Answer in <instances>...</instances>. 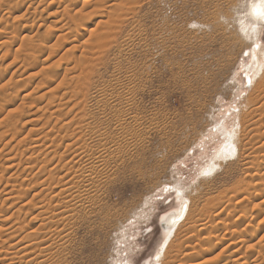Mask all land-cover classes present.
I'll use <instances>...</instances> for the list:
<instances>
[{
    "label": "rangeland",
    "instance_id": "obj_1",
    "mask_svg": "<svg viewBox=\"0 0 264 264\" xmlns=\"http://www.w3.org/2000/svg\"><path fill=\"white\" fill-rule=\"evenodd\" d=\"M63 1L0 0V254L3 258L4 251H8L5 257H9V251L16 253L23 244L29 243L21 245L18 241L22 235L35 232L37 227L39 241L40 237L41 240L52 238V233L48 235V232L51 230L54 233L57 221L50 219L52 213L49 216L47 211L48 215H45L35 206L46 203L45 207H54L55 202L49 203L48 200V205L44 200L45 190L50 194L46 193L47 196L52 198L56 192L68 187L71 177L62 181L63 184L61 182L56 190L57 181L53 182L56 185H50L44 179H32V175L27 173L32 165L27 166L25 159L38 154L42 158L49 153L47 149L48 146L52 147L53 141L50 140L55 134V142L58 136L59 139L68 134L71 138L76 136L73 141L79 139V146L73 149H78L80 154L79 147L83 142L77 122L74 121L67 129L70 132L64 129V124L67 126L66 122L72 121L77 110L84 106L85 112L81 109L79 117L84 118L88 127L85 130V146L90 158L86 154L84 156L91 162H96L97 156L100 160L97 159L91 175L93 186L86 195L85 209L80 210L72 221L67 220L70 225L65 229L70 236L66 248L54 255L50 250L45 253L49 258L50 252L53 255L51 264H172L176 258L181 261L176 260L174 264H191L195 257L197 259L196 253L206 248L210 251L201 260L208 264H222L224 259L237 261L238 258L243 259L240 262L246 259L247 264H264V193L263 186H260L264 184L260 180L263 177L261 174H264V162L258 158L260 171L257 169L258 163L257 167L251 164L256 155L264 154V114L258 116V112H251L264 99L256 97L259 93H253L257 82L252 81L253 72L258 64L255 55L248 50L244 54H229L219 47L212 49L221 38L215 33L227 27L223 17L232 15L227 0H117L119 5H123L118 13L110 7L112 1L100 6L89 3L90 7L84 10L85 14L83 12L88 17L84 18L85 30L81 28L82 36L79 39L72 37L73 26L67 25L61 16L65 6ZM13 8H18V11L13 12ZM217 25H222V28L215 29ZM67 31L72 33L71 39L70 34L69 37L64 35ZM60 36L62 42L58 40ZM64 36L69 39L65 41ZM72 38L74 42L70 43ZM260 38L264 45V30ZM30 44L34 45V49L39 47V51L34 52L35 58L26 51ZM66 54H69L68 57ZM222 61L224 66L219 68L217 64ZM244 61L249 66L246 72L240 67ZM247 72L251 76L248 77ZM79 85L87 88V95L75 99L73 95L79 90ZM252 94L255 100H248ZM247 100L250 104H247ZM71 106H75L74 109ZM239 116L242 119V142L252 139L255 147L252 146L251 150L246 147V154H252L247 158L246 165L237 154L222 161L214 174L201 175L204 169L214 168L212 165L216 163L213 159L217 149L225 147L219 130H232ZM257 118L260 129L256 131L252 130L250 124ZM60 127L65 131L57 132L61 130ZM51 131L56 133L52 135ZM66 141L55 144L59 146L61 155L69 153ZM32 147H36L37 152L31 151ZM253 151L258 152L255 154ZM56 173L57 178L61 173ZM23 179L25 185L22 186L25 187L22 188ZM240 182L246 184L247 193ZM237 185H241L243 190L239 189V194L244 192L246 195V201L240 196L245 203L235 197L239 188ZM248 187L252 189L248 190ZM41 188L45 196H40L44 199L38 196L33 198ZM48 189L55 191L51 195ZM24 192H28L26 196H22ZM230 197L237 201L233 202ZM37 198L44 201L39 202ZM30 199L33 201L30 202ZM229 199L233 205L229 204ZM26 202H34V205H27ZM22 204L25 206L23 210ZM185 204L187 213L169 239L162 224ZM206 211L215 216V223L207 221ZM34 215H38V220L34 219ZM44 215L48 217L42 222ZM40 223H45L41 226L45 233L42 230L39 232ZM51 223L55 225L50 226ZM20 224L27 227L26 230L21 227L23 231L19 229V233L17 229ZM67 224L65 221L61 225L64 227ZM191 227L196 229L192 233L189 232ZM204 228L206 231L200 236L198 231ZM213 236L223 238L224 242L218 245ZM14 240L20 245L13 247ZM232 241H238V251L234 254L231 253L232 248L225 252ZM1 245L6 249H2ZM162 250L163 253L166 250L169 252L161 263L160 259L155 261L154 258ZM255 260H258L257 263H254Z\"/></svg>",
    "mask_w": 264,
    "mask_h": 264
},
{
    "label": "bare ground",
    "instance_id": "obj_2",
    "mask_svg": "<svg viewBox=\"0 0 264 264\" xmlns=\"http://www.w3.org/2000/svg\"><path fill=\"white\" fill-rule=\"evenodd\" d=\"M8 1V0H7ZM16 1V0H15ZM22 1V0H21ZM56 1V0H55ZM107 1H112V4H111V8L112 9H115V11L117 12L118 10H121L122 9V7H123V5H122V3L119 5V3H117V0H85V1H82L81 2V0H64L63 2H65V4L63 3V5H65V6H63L64 7V11L62 10V12H63V14H61V16L63 15V17H61L60 19H65V21H67V25H71V26H73L72 27V30H73V35H72V33H68V31L66 32V34H64L65 36H67L68 34H70V39H71V35H72V37H74V38H77V39H79V38H81V36H82V34H81V32H82V30H81V28H83V26H84V20L86 19V18H88V17H86L84 14H85V12H84V10H86L88 7H90L89 5V3H93V5H97V6H100V5H103L105 2H107ZM53 2V1H52ZM227 2H228V6H229V9H230V12L232 13V15H231V17H223V19H225L226 20V28H224V30H222L221 32H217V33H215V36H217V37H220L221 36V38H220V41H217V42H215L216 44H217V46H215V45H213L212 46V49H214V48H218L219 47V49L221 50V51H227L229 54H234V53H238V52H240V53H243L244 54V52L246 51V50H248V51H250L249 53H252V55H255L256 57H257V67H256V69H254V72H253V74H254V76H253V78H252V81L254 80V81H257L256 83H255V86H254V88H253V93L254 94H258V96H256V97H263V99H264V45L261 43V38H260V35H262V33H263V30H264V0H234V1H231V0H227ZM7 3H9V2H7ZM21 3V2H20ZM80 3H82V4H80ZM23 4V3H22ZM89 4V5H88ZM1 5H2V3H1ZM9 6V5H8ZM88 6V7H87ZM16 7V6H15ZM20 7H21V5H20ZM20 7H19V9H20ZM23 7H24V5H23ZM29 8V7H28ZM14 9V8H13ZM12 9V10H13ZM20 10H22V9H20ZM97 10V9H96ZM96 10H95V12H96ZM18 11V8L17 9H14L13 10V12H17ZM99 11V10H98ZM97 11V12H98ZM61 12V13H62ZM83 12H84V14H83ZM14 13V14H15ZM19 13V12H18ZM93 13V12H92ZM91 13V14H92ZM118 13V12H117ZM13 14V13H12ZM24 14V13H23ZM96 14V13H95ZM98 14V13H97ZM96 14V15H97ZM58 15H60V14H58ZM80 15V16H79ZM103 15H104V13H103ZM89 16V15H88ZM56 17V16H55ZM86 17V18H85ZM85 18V19H84ZM59 19V20H60ZM64 21V20H63ZM62 21V22H63ZM65 23V22H64ZM63 24V23H62ZM32 25V24H31ZM30 25V26H31ZM98 25V24H97ZM23 26V25H22ZM25 26V25H24ZM27 26V25H26ZM8 27V26H7ZM65 28H66V26H64ZM65 28H63V30L65 29ZM222 28V25H217L216 27H215V29H221ZM16 29L17 28H15V31H16ZM25 29V28H24ZM30 29V28H29ZM61 29V28H60ZM84 29V28H83ZM62 30V31H63ZM66 30V29H65ZM67 30H69V28L67 29ZM71 30V29H70ZM81 30V31H80ZM85 30V29H84ZM99 30V29H98ZM2 31V30H1ZM65 32V31H64ZM70 32V31H69ZM7 33V32H6ZM5 33V34H6ZM63 33V32H62ZM2 36V35H1ZM65 36H64V38H65ZM93 36V35H92ZM68 37H69V35H68ZM6 38V37H5ZM260 38V39H259ZM3 39V38H2ZM61 39H62V37L60 36V38H58V40H60L61 41ZM67 38H65V41H67L66 40ZM58 40L56 41L57 43H58ZM82 40V39H81ZM4 41V40H3ZM74 42V40H73V38H72V40L70 41V43L71 42ZM62 42V41H61ZM72 42V43H73ZM83 42V41H82ZM2 43V42H1ZM0 43V44H1ZM3 43H5V42H3ZM68 43V42H67ZM76 43V42H75ZM84 43V42H83ZM260 43H261V45H260ZM5 44H7V43H5ZM64 44V43H63ZM58 45V44H57ZM61 45V44H60ZM73 45V44H72ZM71 45V46H72ZM83 45V44H82ZM73 47V46H72ZM82 47V46H81ZM36 48V47H35ZM39 48V47H38ZM38 48H36V49H34V45H29L28 47H27V49H26V51L28 52V54L30 55V56H32V57H34L35 58V56H34V54H36V53H34ZM53 48V47H52ZM76 49H77V46L75 47ZM78 48H80V47H78ZM258 49L257 50V52H255V49ZM48 49V48H47ZM50 49V48H49ZM72 49V48H71ZM211 49V50H212ZM39 51V49L36 51V52H38ZM41 51V50H40ZM69 51V50H68ZM67 51V52H68ZM74 51H75V49H74ZM43 52V49H42V51H41V53ZM72 52V51H71ZM206 51H204L203 53H205ZM208 52V51H207ZM74 53V52H73ZM70 54V53H69ZM68 54V55H69ZM202 54V53H201ZM67 55V54H66ZM68 55H67V57H68ZM32 57H30V58H32ZM208 57V56H207ZM231 57H229V59H230ZM39 59V58H38ZM50 59V58H49ZM86 60V59H85ZM87 60H88V58H87ZM228 61V57H227V60H224V65L226 64V62ZM38 62V61H37ZM75 62H77V61H75ZM81 62V61H80ZM85 62V61H84ZM84 65H85V63H84ZM223 65V61L221 62V63H218L217 64V66L220 68V67H222V66H224ZM248 65V64H247ZM76 66H77V64H76ZM86 66V65H85ZM75 67V66H74ZM241 68H243V69H245V72H246V68L248 69V67L249 66H246V61H244L243 63H242V65L240 66ZM81 68V67H80ZM72 69V68H71ZM69 70V69H68ZM73 70V69H72ZM75 70V69H74ZM76 71V70H75ZM81 72V71H80ZM83 72V71H82ZM84 72H85V70H84ZM251 72V71H250ZM76 73V72H75ZM79 74H82V73H79ZM88 74V73H87ZM231 74V73H230ZM247 76L249 77V76H251V74L249 73V72H247ZM85 75V74H84ZM65 76V75H64ZM86 76V75H85ZM76 78V77H75ZM82 79V78H81ZM87 79V78H86ZM229 79V78H228ZM251 79V78H250ZM74 80V79H73ZM233 80V79H232ZM84 82H86V81H84ZM50 83V82H49ZM53 83V82H52ZM234 83V82H233ZM86 85L85 83H82V85ZM52 85V84H51ZM78 85V84H77ZM83 85V86H84ZM80 86V85H79ZM53 89V88H52ZM55 89V88H54ZM76 89V88H75ZM57 90V89H56ZM76 90H78V89H76ZM87 90V88H85V87H82V86H80V88H79V90L75 93V95H73V97L76 99V98H79V97H81V99H82V97H84V96H86L87 94H86V91ZM75 91V90H74ZM48 92V91H47ZM50 92V91H49ZM56 92V91H55ZM50 93H53V92H50ZM46 94V93H45ZM44 94V95H45ZM55 94V93H54ZM254 94H252L251 96L252 97H250L248 100H250V99H253L254 98ZM43 95V96H44ZM47 95H48V93H47ZM66 96V95H65ZM45 97H47L46 95H45ZM62 97V96H61ZM69 97V96H68ZM85 98V97H84ZM258 98V99H259ZM42 99H43V97H42ZM50 99V98H49ZM55 99V98H54ZM53 98H52V100H54ZM71 99V98H70ZM46 100V99H45ZM74 100V99H73ZM247 100V101H248ZM254 100H255V98H254ZM69 101V100H68ZM52 102V101H51ZM50 102V103H51ZM55 102V101H54ZM78 102V101H77ZM82 102V101H81ZM84 102V101H83ZM67 103V102H66ZM70 103V102H69ZM54 104V103H53ZM63 104V103H62ZM79 104V103H78ZM84 104V103H83ZM85 104H86V102H85ZM247 104H250L249 103V101H248V103ZM257 104H259V102L257 103ZM256 104V105H257ZM46 105H48V104H46ZM45 105V106H46ZM57 105H58V103H57ZM77 105V104H76ZM75 105V106H76ZM256 105H254V106H256ZM62 106V105H61ZM74 106V107H75ZM82 106V105H81ZM47 107V106H46ZM50 107V106H49ZM54 107V106H53ZM72 107V106H71ZM74 107H72L73 109H74ZM76 107H78V105L76 106ZM83 107V109L82 108H80V110H77V113L75 114V117H73L72 118V121H70V122H66V123H68L67 124V126H66V124H64L65 126L64 127H66V128H64L66 131H68V132H70L69 130H67V129H69L71 126H72V124H74V121H76L77 122V130L79 131V136H80V139H82V142H83V145H81V147H79V149H80V154H78L79 153V150L78 149H76V150H74L73 148H75V147H78L79 146V139H78V141H73V139L74 138H76V136L74 137V138H71V137H68V135L65 137H60V139H59V136L56 138V142H55V140H53L54 139V137L56 136V132L55 133H53L52 131V135L53 134H55V136H53V139L52 140H50L51 142L53 141V145H52V147H50V148H53L54 150H52V149H50L49 148V146H48V149H47V151L49 150V153H44V154H46V155H44V156H42V158L40 157V155L38 154V156L36 155L35 157H33V156H28L27 158L28 159H25V160H27V161H25V162H28V164L26 163V165L28 166V165H32V166H30V167H32V168H30L29 167V169H31V170H29V171H27V169H26V171H27V173H29V174H31L32 175V179H37L36 181H38V180H43L44 179V181L45 182H49L50 183V185L53 183V182H55V181H57V185L55 184V183H53V184H55L56 186V190H57V186L63 181H65V179L67 178V177H71V179H69V180H72V181H70V182H68L67 183V188H66V186H65V189H61V190H59L58 192H56L54 195H52V193L51 192H54V191H51V190H49L48 189V191H50V193H51V195L53 196L52 198H50V197H48L47 196V194L46 193H48L49 194V192H47V190H45L46 192H44V189H42L41 191H39L38 193H36L35 195H33V198H35L36 196H38V197H41L40 195H44V193H45V199H44V197L42 198V199H44V200H46V202L49 200V203H52V202H55V205H54V207L52 206V205H50L51 206V208L50 207H45L46 206V203H45V205L43 204V203H41V204H43V205H41V206H35L36 208H37V210L38 209H40V211L43 213V214H45L46 215V213H47V211H48V213H49V216H50V214H51V220H53V219H55L56 221H57V223L55 222V224H56V226L58 227H56L55 226V229H53L54 230V233L53 232H50L51 230H50V228H49V232H48V235H50L49 233H52L51 234V237H49V236H47V237H49V238H51V239H48V240H46V238H45V240H41V237H40V241H39V238L37 237V231H36V229L38 228H36L35 229V232H33V231H31V232H33V233H31V232H29V233H27V234H24V236L22 235L21 236V238H20V240L18 241V243H26V242H29V243H27V244H23V246H21V248H20V250H19V248H18V252H14V253H11L10 251H9V254L11 255V256H7V257H5L8 253H6V251H4L3 253H5V256H4V258H3V256L1 255L0 257H2V258H0V264H51L52 263V256L55 254V253H57V252H59V251H61V250H63V249H65L66 248V246H67V243H68V240H69V236H70V234L69 233H67V229H65L66 228V226H68V225H70L69 224V222H68V224H67V220H71L72 221V219H74L75 217H76V215H77V213L80 211V210H83V209H85V205H86V200H87V198H86V195L88 196L89 194H88V192L90 191V189L92 188V181L93 180H91V175H92V172H94V169H95V164L97 163V159H99L98 157L99 156H97V154H96V156H97V158H95L96 159V162H91L88 158H90V157H88V153L86 154V152H88L87 150V148H86V146H85V144H87V141H86V143H85V138L87 137V132H85V130L88 128V127H86V124L84 123L85 122V120H83V119H81V117H79L80 115H81V109H82V112L84 113L85 112V107L84 106H82ZM44 108V107H43ZM52 108V107H51ZM67 108V107H66ZM79 108V107H78ZM253 108H255L254 110L252 109V114H254V113H259L258 114V116L260 115V116H262L264 113H263V110H264V101L261 103V104H259L257 107H253ZM58 109V108H57ZM69 109V108H68ZM73 109L71 110V111H73ZM245 109V108H244ZM49 110V109H48ZM60 111V110H59ZM79 111V112H78ZM243 111V110H242ZM260 111H261V113H260ZM54 112V111H53ZM52 112V113H53ZM55 113V112H54ZM29 114V113H28ZM31 114V113H30ZM36 114V113H35ZM54 115V114H53ZM65 115V114H64ZM67 115V114H66ZM21 116V115H20ZM27 116V114L25 115V117ZM70 116V115H69ZM41 117V116H40ZM259 118V117H258ZM257 118V119H258ZM38 119V118H37ZM48 119V118H47ZM255 119H256V117H255ZM22 120H24V119H22ZM34 120V119H33ZM46 120V119H45ZM67 120H69V119H67ZM83 120V121H82ZM21 121V120H20ZM30 121H31V119H30ZM55 121V120H54ZM66 121V120H65ZM257 121H259V119L258 120H253L252 122H251V126H252V130H258V129H260V127H258L257 126ZM56 122H58V120L56 121ZM260 122H261V120H260ZM45 123V122H44ZM14 124L16 125V123L14 122ZM34 124V123H33ZM83 124H84V127H83ZM89 124V123H88ZM259 124V123H258ZM30 125V124H29ZM43 125V124H42ZM41 125V126H42ZM71 125V126H70ZM28 126V125H27ZM40 126V127H41ZM63 126V125H62ZM74 126V125H73ZM76 126V125H75ZM87 126H90V125H87ZM15 127V126H14ZM18 127V126H17ZM52 127H54L53 125H52ZM220 127V126H219ZM39 128V127H38ZM83 128H84V130H83ZM91 128V127H90ZM89 128V129H90ZM240 128L242 129V119H241V116H239L238 117V119H237V121L234 123V127H233V129L232 130H228L227 131V129L226 128H222V129H220L219 130V133L221 134V136L223 137V142H224V144H225V147H223L222 148V146H221V148H219V149H217V153L215 154V156H214V161L216 162V163H213V165L212 166H214V168H212V169H208V170H206V169H204L203 171H202V174L201 175H206V176H208V175H212V174H214L216 171H217V169L216 168H218V167H221V163H222V161H226V160H228V159H230V158H233V157H235L237 154H239L240 156V158H241V161L243 160V162H245V165H246V160H247V158L250 156V155H252L251 153L249 154V152H248V154H246V150L248 149H250L252 146H253V148H255L254 147V143L252 142L253 140L252 139H249L248 141H243L242 142V140H241V136H240V132H241V130H240ZM32 129V128H31ZM43 129V128H42ZM53 129H55V128H53ZM60 129L61 130H57V132H59V131H65L64 129H62V127H60ZM75 129V128H74ZM92 129V128H91ZM17 130V129H16ZM39 130H41V129H39ZM88 130V129H87ZM21 131H22V129H21ZM31 131V130H30ZM34 131V130H33ZM73 131V130H72ZM84 131V132H83ZM14 132H15V130H14ZM74 132V131H73ZM89 132H91V131H89ZM22 133V132H21ZM30 133H33V132H30ZM37 133V132H36ZM64 133V132H63ZM93 133H95V132H93ZM19 134V133H18ZM47 134V136H48V132L46 133ZM51 134V133H50ZM74 134V133H73ZM33 135V134H32ZM35 135V134H34ZM101 135V134H100ZM14 136V135H13ZM46 136V137H47ZM51 135H49L48 137H50ZM69 136H71V135H69ZM101 136H103V135H101ZM100 136V137H101ZM31 137V136H30ZM37 137V136H36ZM77 137H78V134H77ZM91 137H93V135L91 136ZM98 137V136H97ZM8 138V137H7ZM14 137H12V139H13ZM18 138V137H17ZM24 138V137H23ZM79 138V137H78ZM10 139H11V137H10ZM90 139V138H89ZM43 140V139H42ZM46 140V139H45ZM67 140V141H66ZM76 140V139H75ZM101 140V139H100ZM8 141V140H7ZM23 141V140H22ZM47 141V140H46ZM65 141L68 143V145H66V148H67V152H69L68 154H63V155H61L58 151H60L59 150V146H56L55 144L58 142H64L65 143ZM102 141V140H101ZM20 142V141H19ZM37 142V141H36ZM51 142H49V144H51ZM55 142V143H54ZM80 142H81V140H80ZM81 142V143H82ZM21 143V142H20ZM20 143H18V144H20ZM39 143V142H38ZM42 143V142H41ZM32 144H33V142H32ZM16 145V144H15ZM14 145V146H15ZM36 145V144H35ZM61 145V144H60ZM105 145V147H106V144H104ZM104 145H102V146H104ZM259 145H261V144H259ZM264 145V144H263ZM32 146V145H31ZM30 146V147H31ZM102 146L101 147H99V148H102ZM240 146H242V148L240 147ZM46 148H47V145L45 146ZM236 147H237V150H236ZM246 147H247V149H246ZM264 147V146H263ZM7 148V147H6ZM33 148V147H32ZM31 148V149H32ZM38 148H39V146H38ZM61 148V147H60ZM12 149V148H11ZM30 149V150H31ZM41 149V148H40ZM105 149V148H104ZM257 149V148H256ZM5 150V149H4ZM18 150V149H17ZM22 150V149H21ZM37 150V148L35 147V148H33V150H31V151H36ZM251 150V149H250ZM3 151V150H2ZM15 151V150H14ZM26 151V150H25ZM40 151H42V150H40ZM44 151V150H43ZM42 151V152H43ZM65 151V150H64ZM83 153H82V152ZM101 151V150H100ZM261 151V150H260ZM259 151V152H260ZM1 152V151H0ZM22 152V151H21ZM20 152V153H21ZM37 152V151H36ZM42 152H40V153H42ZM52 152H54L53 154L54 155H52V156H50V153H52ZM91 152V151H90ZM98 152V151H97ZM219 152H220V154H219ZM258 152V151H257ZM256 152V153H257ZM27 153V152H26ZM30 153V152H29ZM253 153H255L254 151H253ZM255 153V154H256ZM5 154V153H4ZM34 154V153H33ZM84 154H86L87 155V159H86V156H84ZM103 154H106V153H103ZM23 155V154H22ZM30 155H31V153H30ZM92 155H93V153H92ZM95 155V154H94ZM4 156V155H3ZM14 156V155H13ZM18 156V155H17ZM20 156V155H19ZM90 156V155H89ZM102 157H104L103 155H101ZM260 156H261V158H260ZM0 157H1V155H0ZM38 157V158H37ZM252 157H254V156H251V158ZM256 157V159H255V161L254 162H252L251 161V164L252 165H255L256 163H258V160L260 159V161L261 162H264V154H261V155H256L255 156ZM101 158V157H100ZM259 158V159H258ZM9 159V158H8ZM94 159V160H95ZM13 160V159H12ZM12 160H8V161H10V162H12ZM94 160H92V161H94ZM100 160V159H99ZM254 160V159H253ZM23 161V162H24ZM24 162V163H25ZM103 162V161H102ZM101 162V163H102ZM248 163H250V161H247ZM22 164V163H21ZM99 164V163H98ZM11 165H13V163L11 164ZM15 165H17L18 166V164H15ZM101 165V164H100ZM261 165V164H260ZM259 163H258V167H257V164L255 165V167H257V169H259V171H260V168H259ZM26 166V167H27ZM248 166V165H247ZM13 167H14V165H13ZM262 167V166H261ZM252 168V167H251ZM263 168V167H262ZM261 168V169H262ZM7 170H9V168H6ZM65 169V170H64ZM247 168H245V170H246ZM256 169V170H257ZM264 169V168H263ZM262 169V170H263ZM11 170V169H10ZM249 170H252V169H249ZM22 171V170H21ZM21 171H20V173H21ZM25 171V170H24ZM25 171V172H26ZM36 171V172H35ZM64 171H66V172H64ZM57 172V173H56ZM63 172L65 173V174H63ZM249 172V171H248ZM6 173V172H5ZM19 173V172H18ZM19 173V174H20ZM55 173L58 175V173L60 174V176H58L57 178H56V175H55ZM14 175V174H13ZM70 175V176H69ZM263 175V177H261ZM10 176H12V175H10ZM93 176H94V174H93ZM254 176H256V177H254V179H256L257 178V175L256 174H254ZM261 178H260V180L261 181H263L264 182V174H261ZM3 178V177H2ZM28 178V177H27ZM31 178V177H30ZM252 178V177H251ZM32 179H30V180H32ZM93 179V178H92ZM259 179V178H258ZM1 180V179H0ZM96 180H97V178H96ZM257 180V179H256ZM255 180V181H256ZM8 181V180H7ZM22 181V180H21ZM20 181V182H21ZM99 181V180H98ZM241 181V180H240ZM259 181V180H258ZM20 182H19V184H20ZM24 179H23V182H21V186L22 185H25L24 184ZM63 182H62V184H63ZM94 182H95V180H94ZM97 182V181H96ZM96 182H95V184H96ZM13 182H11V184H12ZM16 183V182H15ZM34 183H35V181H34ZM42 183H44V182H41V184ZM66 183V182H65ZM241 183V182H240ZM28 184V183H27ZM27 184H26V186H27ZM242 184V186H245L246 184H244L243 185V182L241 183ZM262 184V183H261ZM18 185V184H17ZM36 185V184H35ZM46 185V184H45ZM49 185V184H48ZM92 185V186H91ZM252 185V184H251ZM251 185H250V187H251ZM20 186V185H19ZM18 186V187H19ZM42 186V185H41ZM60 186V185H59ZM58 186V187H59ZM237 186H239V188H238V193L236 194V192H237V188H236V192H235V197L238 199H240V196H242L243 198H244V200L246 201V195L245 194H243L242 192H241V194H239V189L240 190H242V189H244V191L246 192V186L245 187H241V185H237ZM247 186H248V184H247ZM255 186H257L256 184H255ZM259 186V185H258ZM260 186H263V187H261V188H263L262 189V191H263V193H264V184H262V185H260ZM259 186V187H260ZM17 187V186H16ZM23 187H25V186H22V188ZM35 187V186H34ZM236 187V186H235ZM250 187H248L249 189L248 190H251L250 189ZM49 188V187H48ZM64 188V187H63ZM242 188V189H241ZM14 189V188H13ZM30 189V188H29ZM28 189V190H29ZM32 189H34V188H32ZM46 189V188H45ZM51 189H55V188H52L51 187ZM58 189H60V188H58ZM254 189H255V187H254ZM15 190V189H14ZM18 191H19V189H17ZM25 191H26V189H24ZM27 190V191H28ZM233 190H235V189H233ZM233 190H232V192H233ZM30 191H31V189H30ZM30 191H28V192H30ZM243 191V190H242ZM20 192V191H19ZM27 192V193H28ZM44 192V193H43ZM253 192V191H252ZM13 193H14V191H13ZM18 193V192H17ZM21 193H23V191L21 190ZM20 193V194H21ZM26 192H24V194L22 195V196H26V194H25ZM247 193V192H246ZM250 193V192H249ZM10 194V193H9ZM50 195V194H49ZM234 195V194H233ZM14 196V195H13ZM15 196H17V195H15ZM19 196V195H18ZM46 197H48V198H50V199H48V198H46ZM234 197V196H233ZM32 198V199H33ZM231 198V197H230ZM235 198V199H236ZM248 198V197H247ZM37 199H39V198H37ZM231 199H233V198H231ZM231 199H229V204L230 205H233V204H231ZM235 199H233V202L235 201ZM242 199V198H241ZM239 200V201H243L244 202V200ZM258 199V198H257ZM16 200V199H15ZM18 200V199H17ZM22 200V199H21ZM28 200V199H27ZM31 200V199H30ZM34 200V199H33ZM33 200H31L30 202H32ZM40 200V199H39ZM44 200H40L39 202H41V201H44ZM24 201V200H23ZM35 201V200H34ZM228 201V200H227ZM237 201V200H236ZM235 201V202H236ZM238 201V202H239ZM18 202V201H17ZM29 202V201H28ZM28 202H26V204L27 205H31V204H33V203H30V204H28ZM72 202H74V203H72ZM237 202V203H238ZM243 202H240V204L241 203H243ZM49 203L47 202V204L49 205ZM245 203V202H244ZM25 204V205H26ZM63 204H65V205H63ZM188 204V203H187ZM187 204H185V205H183L181 208H180V210L178 211V212H174V213H172V214H170L165 220H164V223L162 224L163 225V228L165 229V231H167V234H168V238L170 239L171 237H172V234L174 235V233L176 232V229H177V227L179 226V223L182 221V219H183V217H185V215H186V213H187V210H188V208H187ZM262 204H264L263 202H262ZM27 205H26V207H27ZM34 205V204H33ZM68 205V206H67ZM228 205V204H227ZM230 205H228L229 207H230ZM238 205V204H237ZM234 206H236V205H234ZM23 207L25 208V206H24V204H22V210H23ZM72 207V208H71ZM227 207V206H226ZM240 207V206H239ZM49 208V209H48ZM71 208V209H70ZM228 208V207H227ZM232 208V207H231ZM234 208H236V207H234ZM51 209V210H50ZM197 209V208H196ZM51 212H50V211ZM223 210V209H222ZM230 210H232V209H230ZM19 213H21L22 211L19 209ZM41 212H39V214L41 213ZM189 212H191L190 211V209H189ZM189 212H188V214H189ZM207 212V211H206ZM222 212V211H221ZM228 212V211H227ZM240 212V211H239ZM48 213H47V215H48ZM208 213V212H207ZM205 213L207 216V218H209V219H207V221L208 222H213L214 221V223H215V216H213V215H211L210 213ZM220 213V212H219ZM38 214V213H37ZM42 214V215H43ZM28 215V214H27ZM44 215V216H45ZM216 215V214H215ZM37 216V217H36ZM42 216V219H41V221L42 222H44L45 221V218L46 217H48V216ZM201 216H204V215H201ZM213 216V217H212ZM14 217V216H13ZM18 217V216H17ZM16 217V218H17ZM20 217V216H19ZM34 219H36V218H38V215H34ZM40 217H41V214L39 215V219H40ZM43 217H44V219H43ZM217 217V216H216ZM49 218H48V220H49ZM201 218V217H200ZM12 219V218H11ZM32 219H33V217H32ZM33 219V220H34ZM202 219V218H201ZM217 219V218H216ZM25 220V219H24ZM36 220H38V219H36ZM36 220H34V221H36ZM44 220V221H43ZM54 220V221H55ZM31 221V220H30ZM40 221V222H41ZM54 221H52V222H54ZM66 221V224L67 225H65L64 227H63V225H61L62 223H64ZM186 221V220H185ZM184 221V222H185ZM202 221V220H201ZM22 222V221H21ZM24 223H26L25 221H23ZM47 222V221H46ZM197 222V221H196ZM49 222H47V225L49 226V224H48ZM205 223V222H204ZM213 223V224H214ZM27 224V223H26ZM41 224V223H40ZM42 224H45V223H42ZM42 224L41 225H39L40 227L42 226ZM54 223H51V225L50 226H54L53 225ZM15 225V224H14ZM21 225V224H20ZM24 225V224H23ZM46 225V226H47ZM62 227H61V226ZM197 225H199V224H197ZM17 226V225H16ZM28 226H29V224H28ZM46 226H44V228H46ZM20 228H18L17 230L19 231V229L20 230H22L23 231V227L25 228V227H27V226H23L22 227V225L21 226H19ZM22 227V228H21ZM40 227H39V232H41L40 230H42L43 228V226L41 227V229H40ZM57 228V229H56ZM70 228V227H69ZM180 228V227H179ZM192 229H191V231H190V229H189V232L190 233H192L193 231H195L194 230V228L193 227H191ZM12 230H13V228H12ZM24 230H26V228L24 229ZM52 230V231H53ZM206 231V228H204V229H202V230H199L198 232H199V234H200V236L202 235V234H204L205 233V231ZM1 231V230H0ZM15 231H16V229H15ZM47 231V230H46ZM70 231V230H69ZM13 232V231H12ZM28 232V231H27ZM42 232H43V230H42ZM174 232V233H173ZM200 232H202V233H200ZM204 232V233H203ZM234 232V231H233ZM232 232V233H233ZM18 233V232H17ZM19 233H20V231H19ZM18 233V234H19ZM43 233H45V232H43ZM197 233V232H196ZM244 233V232H243ZM10 234V233H9ZM14 235L16 234V232L15 233H13ZM239 234V233H238ZM7 235H8V232H7ZM6 235V236H7ZM20 235V234H19ZM195 235V234H194ZM198 234H196V236H197ZM234 235V234H233ZM241 235V234H240ZM5 236V237H6ZM199 236V237H200ZM205 236V235H204ZM244 236V235H243ZM242 235H241V237H243ZM2 237V236H1ZM44 237V236H43ZM7 238V237H6ZM213 238H215L216 239V236L214 237L213 236ZM217 238H219L218 236H217ZM236 238V237H235ZM234 238V239H235ZM7 239H9V237L7 238ZM184 239V238H183ZM196 239V238H195ZM223 239V238H222ZM222 239H216V241H218V245H219V243H220V245H221V243H223L224 242V239L222 240ZM237 239V238H236ZM10 240V239H9ZM11 240L13 241V238H11ZM197 240H198V238H197ZM226 240V239H225ZM228 240H229V238H228ZM231 240H233V237H232V239ZM231 240H229V241H231ZM4 241V240H3ZM2 241V242H3ZM15 241H17V240H14V243H15ZM227 241V240H226ZM234 241H236V240H234ZM238 241H240V240H238ZM238 241L237 242H233V243H230V245L228 246V248H227V246H226V250H225V252L227 251V253H228V250H230L231 248V251H233V252H231L232 254H234V253H236L238 250L236 249V244L238 243ZM242 241V240H241ZM240 241V242H241ZM169 241H167L166 242V244L168 243ZM243 242V241H242ZM7 243V242H6ZM6 243H4L5 245H7ZM17 243V244H18ZM211 243H213V242H211ZM227 243V242H226ZM229 243V242H228ZM1 244H3V243H1ZM3 244V245H4ZM12 245H13V243H11ZM17 244L15 243L14 245H13V247L16 245V247H17ZM20 244H18V246L20 245ZM165 244V249L167 248V245ZM3 245H1V247H3L2 249H4L5 247L3 246ZM8 245H9V243H8ZM22 245V244H21ZM170 245H172V244H170ZM179 245H182V244H179ZM201 245H203V244H201ZM217 245V244H216ZM238 245V244H237ZM240 245V244H239ZM11 246V245H10ZM173 246V245H172ZM169 247V246H168ZM177 247H178V243H177ZM192 247V246H191ZM194 247V246H193ZM176 248V247H175ZM180 249L182 248L181 246L179 247ZM178 248V249H179ZM6 249V248H5ZM4 249V250H5ZM8 250H10V248H7ZM11 249H12V247H11ZM17 249V248H16ZM169 249V248H168ZM179 249V250H180ZM184 249V248H183ZM192 249H194V248H192ZM214 249V248H213ZM215 249H216V247H215ZM0 250H1V248H0ZM49 250L53 253V255L51 254V252L49 253L50 254V258L49 257H46V256H48V255H46L45 253L46 252H49ZM188 250V249H187ZM240 250V249H239ZM175 251H176V249H175ZM180 251H182V250H180ZM185 251V250H184ZM191 251V250H190ZM208 251H210V249H208V248H206V249H203L202 250V252H199V253H196L197 255V259H196V257H195V255H194V257H195V260H193L194 262L193 263H191V264H208V262L207 261H205V260H201V257L202 256H205V255H207V253H209ZM8 252V251H7ZM13 252V251H12ZM168 252H169V250H166V253L164 252L163 253V250L162 251H160L159 253H158V255L157 256H155V258H154V260L155 261H158L159 259H160V261H161V263L163 262V260H161L163 257H164V260H165V258H166V256L168 255ZM177 253H179L178 252V250L176 251ZM2 253V252H1ZM34 253H36V254H34ZM184 253V252H183ZM229 254V255H232V254ZM180 254H182V253H180ZM184 255H186V254H184ZM187 255H188V253H187ZM190 255V254H189ZM169 256H171V255H169ZM169 256H168V258H169ZM178 257L180 256V255H177ZM189 257V256H188ZM187 257V258H188ZM232 256H230V259H232L231 258ZM244 257V256H243ZM258 257V256H257ZM30 258V259H29ZM181 258V257H180ZM192 258V257H191ZM191 258H189V259H191ZM198 258L200 259V261L198 260ZM229 258V256L227 257V259ZM245 258V257H244ZM259 258V257H258ZM175 259V258H174ZM184 259V258H183ZM186 259V258H185ZM184 259V260H185ZM192 259H194V258H192ZM203 259V258H202ZM176 260H177V258L175 259V262H176ZM180 260V259H179ZM179 260H177V262H179ZM240 260H243L242 258H238V260L236 261V259L235 260H233V261H231L232 262V264H247L246 263V259H244V261H241L240 262ZM264 260V259H263ZM173 261V260H172ZM181 261V260H180ZM191 261V260H190ZM202 261V262H201ZM230 261L229 260H225L224 259V261L223 262H221L222 264H229L230 263ZM256 261V260H255ZM258 261V260H257ZM257 261L256 262H254V263H257ZM174 262V261H173ZM174 262V263H175ZM184 262H186V261H184ZM219 262V261H218ZM168 263V262H167ZM174 263H172V264H174ZM181 264L183 263V262H180ZM179 263V264H180ZM163 264V263H162ZM177 264V263H176ZM183 264H185V263H183ZM216 264V263H215ZM231 264V263H230ZM258 264V263H257Z\"/></svg>",
    "mask_w": 264,
    "mask_h": 264
}]
</instances>
